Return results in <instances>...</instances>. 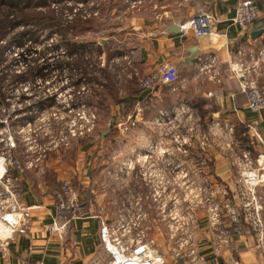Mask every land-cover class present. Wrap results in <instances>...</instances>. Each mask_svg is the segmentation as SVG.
Returning <instances> with one entry per match:
<instances>
[{
  "label": "rangeland",
  "instance_id": "374dc122",
  "mask_svg": "<svg viewBox=\"0 0 264 264\" xmlns=\"http://www.w3.org/2000/svg\"><path fill=\"white\" fill-rule=\"evenodd\" d=\"M89 1L103 2L102 13L100 9L92 12L90 10L92 4L73 6L72 3L67 2L54 7L55 15L64 24L71 21L79 11L84 10L82 18L96 20L97 31L83 36L79 41L87 46L93 44L94 47H98L110 30L116 31L117 24L121 23L120 19L125 14L131 15L135 9L128 7L123 0L125 6H122H124L125 13L118 16L116 11L109 14L110 0H87V2ZM68 8L73 9L71 13L68 12ZM95 8L98 7L95 6ZM21 31L12 32L9 34V39L11 38L12 41V38L17 35L16 33ZM55 39L56 37L53 36L52 38L48 37L37 45L32 44L31 46L25 42L27 51L24 48L23 52L14 47V43L7 38L2 40L1 44L6 47L5 55L7 57V61L2 66L7 65L9 73H27L26 75L29 74V67L45 66L50 69V66L54 65L53 63L60 56L65 57L62 51L55 53L56 51L51 47V43L56 44ZM112 42L115 44L114 41ZM92 51L97 54L94 50ZM22 59H25L24 63L21 61ZM34 59L36 62H33ZM98 62H100L99 68L105 66L104 53L97 59L93 55L87 59L89 74L98 76L97 71L94 73L91 71L92 66ZM112 69L118 88L123 83L121 75L126 73L131 75L132 73L136 75V81L143 77L128 65L122 66L119 70ZM129 70L131 71L129 72ZM259 70L264 74L263 69L259 68ZM42 74H45V71ZM201 74H204L203 78L205 75L208 76L206 72H201ZM74 76L77 77V74L72 69L64 71L58 69L49 72V76L45 79L33 81L29 79L24 86H8V106L0 111V177L2 169L8 172L6 176L12 170L11 165L6 163L7 161H16L25 168V164L38 157L42 161L39 165L41 172L39 173L35 168L24 172H32L37 177L40 174L42 177L44 164L49 158L71 161L75 159L73 157L74 147L86 144L91 147L88 148V151L95 174L91 187L95 195L91 200L92 210L97 214L102 212V216L105 218L107 216L103 221L115 225L122 216L126 218V222L123 224H126L130 218L137 219L139 217V227L133 232V235L137 233L145 241L159 238V240H154L153 249L162 256H164L163 249L168 256L172 257L176 253L188 255L190 241L194 242V249L197 250L198 219L202 215H204L207 227L211 228L220 240L218 234L222 228V216L244 218V214L248 211L245 206L248 203L254 205L251 201V191H254L258 202L255 207H264V200L260 195V186L264 183L263 181L260 185L262 180L260 176L264 174V156L261 154L258 157L256 153L252 152L246 133L235 136V126L244 127V125L228 122L217 124L213 119H218V116H211L213 111L209 112L205 123H203L198 118L201 116L200 110H195V107L190 104L187 107L182 106L174 109L176 112L163 118L161 126L157 127L158 125L153 124L157 128L156 135L148 136L135 133L136 131L133 130L135 124L131 118H109L110 115L106 116L103 112L106 109L99 110L96 105L95 109L90 108L91 111L86 113V116H90L94 112L96 116L92 129L88 128L86 131L88 127L85 123L86 118L80 119L75 115L79 110L80 105L78 104L83 100L95 102L98 97L93 95L90 88L81 85L79 92L82 93L83 90V95L76 101L77 104H74L75 98L73 99L71 90V86L76 80ZM202 76H198V78ZM261 80L260 86H264V80L262 78ZM47 99H51V101ZM71 105L78 108L71 111ZM105 105L107 104L105 103ZM109 125L112 127L110 128ZM112 128L115 132L113 130L111 132ZM149 138L152 139L150 143H147ZM8 141L14 143V148L9 147ZM136 143L146 144L147 147L141 148L142 150L138 149ZM37 144L46 149L43 157L35 152L26 151L28 148L33 151L38 147ZM188 144L192 145L191 148L197 144L199 149L203 148L200 149L203 153L215 150L218 155L229 160L233 170L230 191L222 188L223 185L221 186L220 183L211 181L214 177L211 174V167L202 166V164L199 166L181 164V159L190 161L192 158L200 156L199 151L195 149L188 148L187 150L185 146ZM77 155H79V151L76 152ZM202 169H204L203 175ZM257 173L261 175L259 176ZM248 174H255L257 177L250 182L247 179ZM207 175H212V177L208 178ZM6 179L10 178L4 176L0 179V221L5 215L13 214L10 212L12 206L10 205L8 208V203L13 204L14 201L19 203L15 192L16 182L12 181L10 188L6 184ZM72 188L77 191L73 186ZM77 192L79 195L80 192ZM96 196H99L97 200ZM213 214L219 216L218 225L211 219ZM168 225L171 228V233L168 232ZM155 228L157 233L153 238L150 235ZM252 232L256 238L257 232ZM186 241L188 243H185ZM159 242H162L161 245L158 244Z\"/></svg>",
  "mask_w": 264,
  "mask_h": 264
},
{
  "label": "crops",
  "instance_id": "0c3cea01",
  "mask_svg": "<svg viewBox=\"0 0 264 264\" xmlns=\"http://www.w3.org/2000/svg\"><path fill=\"white\" fill-rule=\"evenodd\" d=\"M251 1L258 9V18L247 32L232 26L230 22L237 0H144L142 6L132 11L131 15L125 14L120 19L121 23L117 24L116 31L110 30L101 40L102 46L113 44L112 41L116 45L115 50L118 53L112 59V66L119 70L122 66L128 65L134 68L138 75L143 76L155 72L162 64L171 63L177 69L178 79L170 87L159 86L154 91L142 92L134 85L128 84L130 80L126 73L124 76L127 78L123 79L118 89V98L121 102L110 105L114 107L109 106L103 111L104 114L110 115L109 118L113 119L131 118L135 124L133 128L135 133L155 136L157 128L153 124L160 113L167 112L169 115L176 112L174 109L191 104L195 110H200L201 116L198 118L203 123L209 112L213 111L211 116H218V119H213L217 124L228 122L244 125L247 128L246 138L249 139L252 152L258 157L261 154L264 156V113H253L248 110L240 82L228 69L231 57L237 50L256 53L264 48V0ZM122 5L124 4L120 3L110 9L109 14L116 11L118 16L123 15L125 5ZM199 12H205L215 20L216 36L210 41L196 40L191 32L183 36L179 29L176 31L181 22L196 16ZM255 32L258 34L252 35ZM191 50H194V58L185 65L184 62L189 58ZM210 54L217 56V65L215 71L211 69L208 76L205 75L203 78L204 74L199 72L200 64ZM209 94H214L215 97L210 98ZM151 139L149 138L147 143H150ZM136 147L145 149L147 146L136 143ZM191 147V144L185 146L187 150ZM76 148L74 147L75 153L73 152L75 159L71 161L49 158L44 164L42 177L40 174L37 177L32 172H12L13 181L17 184L15 192L22 213H16V218H20L19 228L9 229L8 234L0 239V264L106 263L99 229L107 216L106 218L102 216V212L95 213L91 204L95 197L91 188L95 179L94 166L88 151L91 147L80 144V147ZM191 149L199 151V158L195 156L196 158L190 161L181 159V164L184 163L186 166L202 164L211 167V174L214 176L211 181L220 183L223 185L222 188L230 191L233 170L229 160L218 155L215 150L203 153L200 151L203 148L199 149L197 144ZM77 151L79 155L76 156ZM203 171L204 169L201 170L202 175ZM212 175L207 177L211 178ZM261 176L260 185L264 181V174ZM61 181L69 182L80 192L79 198L86 203L91 217L71 222L67 231L59 236L50 231L49 226L53 223L55 215L53 187ZM260 187V195L264 200V183ZM97 198L99 196L95 199ZM259 217L264 231V207ZM230 219L232 217L229 218V215L222 216V226L228 228ZM240 220L243 221L244 218L241 217ZM198 221L197 252L205 261L236 260L242 264H261V250L250 226L245 225L242 234L220 241L212 229L207 227L204 215ZM156 233L155 228L150 236L155 238ZM162 242L158 244L161 245ZM260 247L264 248V240ZM162 253L165 264H182L181 259L168 256L164 249Z\"/></svg>",
  "mask_w": 264,
  "mask_h": 264
},
{
  "label": "built area",
  "instance_id": "2783aa9c",
  "mask_svg": "<svg viewBox=\"0 0 264 264\" xmlns=\"http://www.w3.org/2000/svg\"><path fill=\"white\" fill-rule=\"evenodd\" d=\"M143 3L144 0H125V4L128 7L130 6L131 9L135 10L140 8ZM257 18L258 9L255 3H253L251 0H237V3L234 7L233 17L231 18L230 22L232 26L247 32L255 24ZM214 24L215 20L211 15L205 12H199L196 16L181 22L178 25V29L179 33L183 36H185L188 32H191L196 40L210 41L216 36ZM61 57L62 56H60V58ZM117 61L118 60H116V62ZM216 65L217 56L215 54H210L207 58L202 60L199 72H206L209 74L211 69L215 71ZM259 68L263 69L264 71V48H261L256 53L251 51L245 53L243 50L239 49L233 54L228 64V69L233 74V76L239 80L241 92L246 96V107L253 113H264V86H260V81H262L261 78L264 80V74L260 73ZM17 74L20 73L17 72ZM177 79L178 73L175 65L171 63H165L160 65L155 72L143 75V77L138 81L137 89L142 92L154 91L159 86L170 87L174 85L177 82ZM71 88L73 91H71L73 94V99L75 98L74 104H77L76 101L82 97L83 90L82 93H80V89L76 90L73 84ZM74 94H77L78 96L75 97ZM209 97L212 98L215 97V95L209 94ZM47 100L51 101V99ZM78 105H80L79 108L75 105H71V111H73L72 109L74 108H78L79 110L75 115L80 117V119L85 117V123L88 125L86 131H88V128L91 130L96 116L94 112H92L94 115L91 114L90 116H86V113L88 114L91 111L90 108L92 107L87 106L83 102ZM167 116V112L164 114L160 113L158 118L154 120V124L158 125L157 127L161 126L160 124H162L164 121L163 118H166ZM79 135H81V133H79ZM8 145L11 148H14L15 146L12 141H8ZM37 146L38 147L33 151H31L30 148H28V150L26 149V151L32 153L35 152L40 157H43L46 149L39 144H37ZM6 163L9 166L11 165L12 170L9 172L10 174L6 176L8 172L4 171L3 169L0 179H2L4 176L10 178L6 179V184L7 186H10V188L11 183H13V177L11 176L13 171L23 173L24 171H28L31 168H35L39 173L41 172L39 165L42 163V161H40L39 157L25 164V168L16 161H7ZM250 175L252 176L249 177ZM256 177L257 175L255 176V174L247 175V179L250 182L256 179ZM7 193L10 192L7 191ZM250 195L251 201L254 203V205L250 204V206L248 203L245 206L248 211H246L244 214V220L241 221L240 219L232 218L229 222L230 225L228 228L222 226V228L219 230L218 237L221 241H225L230 236L242 234L245 230V225L250 226L253 231L257 232L256 242L257 246H259V249L261 250V264H264V248L260 247L264 240V231L262 229L261 220L259 217V213L262 208L260 206L255 207L258 202L254 196V191H251ZM53 198L55 215L53 223L49 226V230L57 233L59 236H62V234L67 231V228L71 222L76 220H84L91 217L87 206L79 198L78 192L72 188L69 182L61 181L59 183L58 189L53 195ZM7 205L8 208L10 205L12 206L10 212L13 214L5 215L1 218V221L12 217L11 225H13V227H9L10 225H8V227L10 230L18 229L20 225V218H16V213H22V208L20 204L17 203V201H14L13 204L10 202V204L8 203ZM138 218L139 217H137V219L130 218L126 224H123V222H126V218H124V216H122L121 219L116 222V225L107 223L105 221L101 222L99 237L103 250L106 254L105 264H165L164 257L153 249L154 240L145 241L137 233L133 235V232L139 227ZM211 219L213 222H215V224H219V216L213 214ZM168 232L171 233V228L169 225ZM185 243L188 242L186 241ZM188 246L190 248L188 255L185 256L183 254L176 253L173 256L175 259H181L182 264H242L240 261L236 260H231L228 262L205 261L201 256L198 255L197 250L194 249L195 244L193 241H190ZM23 264L38 263L24 262Z\"/></svg>",
  "mask_w": 264,
  "mask_h": 264
},
{
  "label": "trees",
  "instance_id": "16d2710c",
  "mask_svg": "<svg viewBox=\"0 0 264 264\" xmlns=\"http://www.w3.org/2000/svg\"><path fill=\"white\" fill-rule=\"evenodd\" d=\"M120 1L121 2H117V0H110L109 10L113 9L120 3L123 4V0ZM67 2L72 3L73 6L76 4H80L82 6L92 4L93 8H90L92 12L100 9L102 13L103 2H87V0H0V67L7 61V57L5 55L6 47L1 44V41L6 38L11 41V38L9 39V34L18 30L22 31L17 32V35L12 38L11 42L14 43V47L22 52L24 48H26L25 51H27L25 42H28L30 46L32 44L37 45V43H40L41 40L44 41V39H48V37L52 38V36H55L56 44L51 43V47L56 51L55 53H60L62 51L65 55V57H59L53 63L54 65H51L52 67H50V69L45 66L29 67L30 71L28 75H26L27 73H9L8 66H2L0 68V111L3 110L4 107L8 106L7 88L9 85L19 86L25 85L29 79H31V81L35 79H45L49 76V72H54L58 69L60 71L72 69V71L77 74V77L74 76L76 80L73 82L75 89L79 90L83 84L90 88V91L95 97H98L95 102L83 100V102L88 106L95 108L97 105V109L104 110L110 105H115L116 103L121 102L118 98L119 88L117 87L115 74L111 71L113 70L112 68H114L112 66V59L118 53L115 50L116 45L111 43L109 45L94 47L93 44L87 46L83 42H80L79 39L83 36L97 31V26H95L96 20H84L82 18L84 10H81L79 13L74 15L71 21L63 24L61 19L55 15L56 12L54 7ZM94 5L98 8L96 9ZM67 10L71 13L73 9L68 8ZM92 50H94L97 54H94ZM103 53L105 54V66L103 68H99L100 62H98L93 65L91 69L93 73L97 71L96 74L98 76L89 74L87 72V59L91 55L95 56V59H97L103 55ZM21 61L24 63L25 59H22ZM33 62H36V60L34 59ZM43 71H45V74H42ZM130 71L131 70H129V72ZM127 76L131 79L128 84L130 86L132 84L135 88H137L138 80L136 81V75L131 73V75L129 74ZM120 78L123 80L126 77L121 75ZM105 103L107 105H105ZM110 130L112 132L113 128ZM234 131L235 136L246 133V129L241 125L235 126ZM113 132H115V130H113ZM58 186L59 183L54 185L53 188L55 191L58 189ZM84 204L86 205V203Z\"/></svg>",
  "mask_w": 264,
  "mask_h": 264
},
{
  "label": "bare ground",
  "instance_id": "6f19581e",
  "mask_svg": "<svg viewBox=\"0 0 264 264\" xmlns=\"http://www.w3.org/2000/svg\"><path fill=\"white\" fill-rule=\"evenodd\" d=\"M142 153V152H141ZM2 173H3V169H2ZM2 175V174H1ZM249 175V174H248ZM252 175H250L249 177H251ZM11 218L12 217H10V218H6V219H4V220H2V221H0V236L1 237H3V236H6L7 234H8V232H9V227H13V225H11V226H9L8 227V225H9V223H11Z\"/></svg>",
  "mask_w": 264,
  "mask_h": 264
},
{
  "label": "water",
  "instance_id": "95a60500",
  "mask_svg": "<svg viewBox=\"0 0 264 264\" xmlns=\"http://www.w3.org/2000/svg\"><path fill=\"white\" fill-rule=\"evenodd\" d=\"M176 31H178V28L176 27ZM256 34H258V32H255V33H252V35H256ZM193 52H194V50H191L189 53H191L190 54V56H189V58L184 62V64L185 65H187L188 64V62H191L192 60H193V58H194V54H193ZM11 223H9V225H10ZM11 226V225H10Z\"/></svg>",
  "mask_w": 264,
  "mask_h": 264
}]
</instances>
